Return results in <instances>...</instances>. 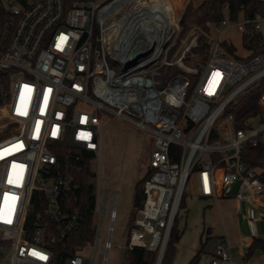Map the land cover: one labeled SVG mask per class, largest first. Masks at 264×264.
<instances>
[{
	"label": "built area",
	"instance_id": "1",
	"mask_svg": "<svg viewBox=\"0 0 264 264\" xmlns=\"http://www.w3.org/2000/svg\"><path fill=\"white\" fill-rule=\"evenodd\" d=\"M194 2L0 0V264H51L55 246L71 242L82 217L64 206L76 184L62 160L81 162L74 154L81 150L93 154L91 169L97 162L100 168L98 185L92 169L95 253L100 250L95 216L107 213L100 171L110 116L152 138L143 206L120 247L165 253L192 178L197 196L246 205L250 224L264 219V167L243 158L248 147L264 145V54L243 46L247 33L264 39V16L241 13L234 21L226 7L211 30L235 29L246 55L225 51L221 43H233L210 34V56L194 68L185 58L199 29L178 43ZM134 51L140 56L131 64ZM172 66L183 73L165 81L162 72ZM257 89L261 113L238 128L234 110ZM118 200L115 194L107 253ZM87 248L63 264H93ZM209 264L246 263L220 238Z\"/></svg>",
	"mask_w": 264,
	"mask_h": 264
},
{
	"label": "rangeland",
	"instance_id": "2",
	"mask_svg": "<svg viewBox=\"0 0 264 264\" xmlns=\"http://www.w3.org/2000/svg\"><path fill=\"white\" fill-rule=\"evenodd\" d=\"M201 1L195 0L194 5H199ZM210 34L213 39L221 35L224 39L230 40L237 47L239 57L246 55L241 47V34L235 29L225 31L212 29ZM188 35L189 33L186 36ZM151 149L152 138L148 133L138 130L125 120H119L113 116L107 118L102 131L100 171L101 197L102 201L105 198L107 213L102 219L99 213L95 216L98 226L101 221L100 250L95 253V242L93 241L88 244L85 251L86 257L93 261V264L129 263L126 249L120 245H125L129 239L134 220L135 185L147 171ZM92 169L97 174L98 185L100 169L98 162L93 165ZM107 192L110 194L105 197ZM195 192V181L192 178L184 196V205L180 208L175 223L180 233V240L175 244L176 249L171 264H191L197 254L200 255L197 264H209L211 252L220 238H226L235 249L236 259H241L246 263L251 256H247L250 252V245L243 244L242 236L257 233L260 238H264V219L256 224H250L245 219V216H248L246 205L241 211L237 209V204L233 199L215 201L199 197ZM115 194L119 195V200L111 236V248L107 253L105 246L110 238L112 224L109 211L114 207ZM241 247L245 248L246 256H240ZM253 255L258 259L256 264H264V250H255Z\"/></svg>",
	"mask_w": 264,
	"mask_h": 264
},
{
	"label": "trees",
	"instance_id": "3",
	"mask_svg": "<svg viewBox=\"0 0 264 264\" xmlns=\"http://www.w3.org/2000/svg\"><path fill=\"white\" fill-rule=\"evenodd\" d=\"M226 7L229 10L230 18L234 21L240 17L241 13H244L247 18H254L257 15L264 16V3L256 0H202L199 5L191 4L182 18L181 33L178 41L179 43L181 39L185 38L192 28L196 27L199 29L197 45L192 48L185 58L187 65L201 68L209 58L213 43V40L210 38L211 25L221 22L223 11ZM221 44L225 51L233 55L235 54L236 47L233 44H229L226 41H223ZM243 46L247 50H250L253 55L264 54V39L259 33H247L243 40ZM182 73L175 66L167 67L162 72V79L166 81ZM260 94V89L255 90L234 110L238 128H244L245 120L261 113L259 106ZM76 153L80 154L84 160L81 162L62 160L65 167L69 166L68 172L73 175L76 184V188L69 194L64 202V206L67 211H78L82 217V222L70 243L66 246H55V258L51 264H63L65 258L75 254L79 250V247L86 246L94 241L95 174L92 172L91 164L89 163V159L93 158V154L83 150L74 152V154ZM243 158L252 167H264V145H260L258 148L248 147L244 152ZM149 175L150 171L147 170L135 185L134 219L137 216L138 210L143 206V188ZM39 195L41 193L38 192L35 194V197ZM183 205L184 198L181 207ZM37 210L38 207H35L34 211ZM179 240L180 233L175 225L161 264L172 263L176 249L175 244ZM249 249L250 252L247 256H252L255 250H264V240L255 239ZM126 255L129 259L128 264H157L158 254L143 248L136 247L133 250H126ZM199 257L200 255L197 254L191 264H197Z\"/></svg>",
	"mask_w": 264,
	"mask_h": 264
},
{
	"label": "crops",
	"instance_id": "4",
	"mask_svg": "<svg viewBox=\"0 0 264 264\" xmlns=\"http://www.w3.org/2000/svg\"><path fill=\"white\" fill-rule=\"evenodd\" d=\"M237 48V47H236ZM207 199H210V198H207ZM210 200H213V199H210ZM215 201H219V200H215ZM235 202H236V204H237V209L238 210H243V208H244V205L243 204H240V203H238L236 200H234ZM245 219H246V216H245ZM247 220V219H246ZM258 237H259V235H258ZM254 238H253V236H252V234H250V236H245V235H243L242 236V240H243V244H248V245H252V243H253V240ZM264 239V238H263ZM245 248L244 247H241V255L240 256H242V254L245 252V250H244ZM243 252V253H242ZM241 258V257H240ZM236 260H238V261H241V259H236ZM258 261V259L255 257V255H253L251 258H249L248 260H247V262H246V264H256V262Z\"/></svg>",
	"mask_w": 264,
	"mask_h": 264
},
{
	"label": "water",
	"instance_id": "5",
	"mask_svg": "<svg viewBox=\"0 0 264 264\" xmlns=\"http://www.w3.org/2000/svg\"><path fill=\"white\" fill-rule=\"evenodd\" d=\"M139 56L140 54L137 51L132 52L130 55V63L131 64L137 63V59L139 58ZM157 263H158V259H157Z\"/></svg>",
	"mask_w": 264,
	"mask_h": 264
},
{
	"label": "bare ground",
	"instance_id": "6",
	"mask_svg": "<svg viewBox=\"0 0 264 264\" xmlns=\"http://www.w3.org/2000/svg\"><path fill=\"white\" fill-rule=\"evenodd\" d=\"M163 255L164 253H161L158 257V263L157 264H161L162 263V260H163Z\"/></svg>",
	"mask_w": 264,
	"mask_h": 264
},
{
	"label": "snow or ice",
	"instance_id": "7",
	"mask_svg": "<svg viewBox=\"0 0 264 264\" xmlns=\"http://www.w3.org/2000/svg\"><path fill=\"white\" fill-rule=\"evenodd\" d=\"M46 257L41 256V259H45Z\"/></svg>",
	"mask_w": 264,
	"mask_h": 264
}]
</instances>
